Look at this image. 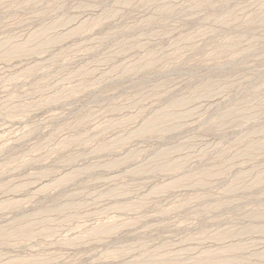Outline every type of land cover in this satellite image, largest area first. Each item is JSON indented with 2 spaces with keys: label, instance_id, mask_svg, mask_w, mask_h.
<instances>
[{
  "label": "rangeland",
  "instance_id": "obj_1",
  "mask_svg": "<svg viewBox=\"0 0 264 264\" xmlns=\"http://www.w3.org/2000/svg\"><path fill=\"white\" fill-rule=\"evenodd\" d=\"M263 17L0 0V264H264Z\"/></svg>",
  "mask_w": 264,
  "mask_h": 264
},
{
  "label": "bare ground",
  "instance_id": "obj_2",
  "mask_svg": "<svg viewBox=\"0 0 264 264\" xmlns=\"http://www.w3.org/2000/svg\"><path fill=\"white\" fill-rule=\"evenodd\" d=\"M28 2V1H27ZM63 5V4H62ZM226 15V14H225ZM198 16V15H197ZM260 17H262V16H260ZM264 18V17H263ZM247 25V24H246ZM210 28V27H209ZM45 31V30H44ZM42 34V33H41ZM205 35V34H204ZM42 36V35H41ZM43 41V40H42ZM41 42V41H40ZM48 43H50L49 42V40H48ZM47 45V44H46ZM11 46V45H10ZM13 46V45H12ZM18 47V46H17ZM254 47V46H253ZM251 51V50H250ZM32 55V54H31ZM105 58V57H104ZM102 60H103V58H102ZM129 65V64H128ZM83 68V67H82ZM81 70V69H80ZM83 70V69H82ZM87 76V75H86ZM66 77V76H65ZM205 92V91H204ZM203 91L202 92H199L200 94L201 93H204ZM207 92V91H206ZM194 95V94H193ZM255 95H256V93H255ZM197 96V95H196ZM198 98H199V96H197ZM196 98V97H195ZM254 99H255V97H254ZM259 99V101H257L256 103H254L253 105H252V108L251 109H249V112L248 113H253V112H255V111H258V109H260V108H262V106H263V104H264V101H263V99H260V98H258ZM257 99V100H258ZM261 100V101H260ZM185 101V100H184ZM263 101V102H262ZM253 102H255V101H253ZM175 104V103H174ZM184 106V105H183ZM246 106V105H245ZM244 106V107H245ZM248 110V109H247ZM250 110H252V111H250ZM262 110V109H261ZM246 111V110H245ZM244 113V112H243ZM242 113V115H243V118H245L244 117V114ZM247 113V111L245 112V114ZM247 113V115H249ZM256 113V112H255ZM236 114V113H235ZM262 115V114H261ZM172 116V115H171ZM166 117V116H165ZM228 117V116H227ZM239 117V118H238ZM242 117V116H241ZM240 117V115L238 116V115H234V116H231L229 119H232V120H236V119H240L241 118ZM162 118V117H161ZM167 118V117H166ZM177 118V117H176ZM242 118V119H243ZM247 118V117H246ZM161 120V119H160ZM251 120V119H250ZM159 125V124H158ZM171 125V124H170ZM156 126V125H155ZM153 127V126H152ZM168 128V127H167ZM253 128V127H252ZM216 129V128H215ZM257 129V128H256ZM263 129V128H262ZM261 131V130H260ZM249 132V131H248ZM256 148V147H255ZM165 157V156H164ZM158 158V157H157ZM176 163V162H175ZM148 165V164H147ZM136 169V168H135ZM152 170V169H151ZM162 170V169H161ZM144 174V173H143ZM195 177V176H194ZM196 179H197V177H196ZM195 183V182H194ZM162 188V187H161ZM257 212V211H256ZM260 218V217H259ZM254 230V229H253ZM256 231V230H255ZM263 232H264V229L262 230ZM239 233V232H238ZM260 235H262V234H260ZM224 236V235H223ZM216 238V237H215ZM229 249V248H228ZM232 250V249H231ZM235 250V249H234ZM233 250V251H234ZM220 264V263H219Z\"/></svg>",
  "mask_w": 264,
  "mask_h": 264
}]
</instances>
